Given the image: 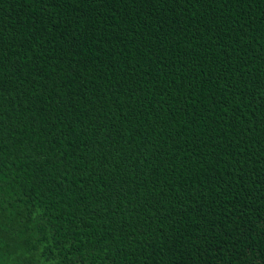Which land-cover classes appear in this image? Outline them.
<instances>
[{
    "label": "trees",
    "instance_id": "obj_1",
    "mask_svg": "<svg viewBox=\"0 0 264 264\" xmlns=\"http://www.w3.org/2000/svg\"><path fill=\"white\" fill-rule=\"evenodd\" d=\"M0 264H264V0H0Z\"/></svg>",
    "mask_w": 264,
    "mask_h": 264
}]
</instances>
